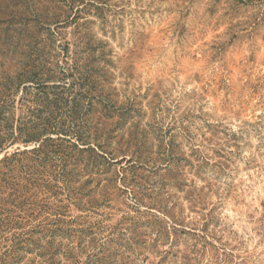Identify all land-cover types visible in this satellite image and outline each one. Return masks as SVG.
<instances>
[{
    "label": "rangeland",
    "instance_id": "1",
    "mask_svg": "<svg viewBox=\"0 0 264 264\" xmlns=\"http://www.w3.org/2000/svg\"><path fill=\"white\" fill-rule=\"evenodd\" d=\"M0 264H264V0H0Z\"/></svg>",
    "mask_w": 264,
    "mask_h": 264
},
{
    "label": "trees",
    "instance_id": "2",
    "mask_svg": "<svg viewBox=\"0 0 264 264\" xmlns=\"http://www.w3.org/2000/svg\"><path fill=\"white\" fill-rule=\"evenodd\" d=\"M82 109L83 108H82V106H80V103H77L72 114L68 116L69 122H67V123L61 122L62 126H64V127H62V126L57 127V122H54V124L47 122L45 130L49 131L52 129V130H58L59 132H62L63 134H72L76 138V144H72L71 149L78 151L77 145H79V143L83 144L84 142H86L88 140V137L85 136V134L81 131V126H82L81 117L84 116V114L82 115V113H81ZM50 142H52L50 139H49V141H44L42 144L39 145V147L37 149H33L31 151V153H33L34 155H36L38 157H40V156L47 157L49 150H52V148L55 147V146L49 144ZM61 147H62L61 145L58 146V148H61ZM58 152L57 151L53 152V154L56 155ZM92 152H94V150H92ZM63 156H65V159H63L64 158L63 157L62 159H60V161H61V163L64 164V162H65L64 160H66V158L68 156H66V155H63ZM42 161L45 162L44 160H42Z\"/></svg>",
    "mask_w": 264,
    "mask_h": 264
}]
</instances>
